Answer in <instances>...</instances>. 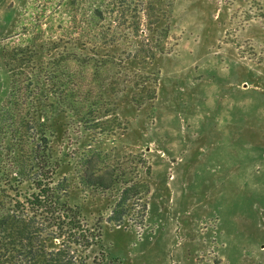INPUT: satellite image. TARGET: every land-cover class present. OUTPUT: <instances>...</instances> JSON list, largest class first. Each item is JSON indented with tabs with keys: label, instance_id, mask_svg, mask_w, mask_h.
Here are the masks:
<instances>
[{
	"label": "trees",
	"instance_id": "1",
	"mask_svg": "<svg viewBox=\"0 0 264 264\" xmlns=\"http://www.w3.org/2000/svg\"><path fill=\"white\" fill-rule=\"evenodd\" d=\"M159 2L66 0L4 48L0 188L16 196L0 203V264H123L103 224L143 226L153 174L110 152L156 107L175 26Z\"/></svg>",
	"mask_w": 264,
	"mask_h": 264
},
{
	"label": "rangeland",
	"instance_id": "2",
	"mask_svg": "<svg viewBox=\"0 0 264 264\" xmlns=\"http://www.w3.org/2000/svg\"><path fill=\"white\" fill-rule=\"evenodd\" d=\"M65 1L0 0V103L4 48ZM173 1L156 107L110 152L151 168L145 222H104L105 250L123 264H264V0Z\"/></svg>",
	"mask_w": 264,
	"mask_h": 264
}]
</instances>
